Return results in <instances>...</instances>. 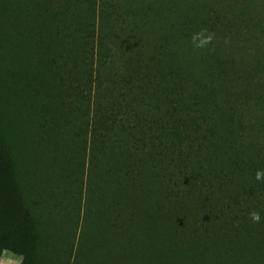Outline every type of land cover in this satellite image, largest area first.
<instances>
[{
    "label": "trees",
    "instance_id": "16d2710c",
    "mask_svg": "<svg viewBox=\"0 0 264 264\" xmlns=\"http://www.w3.org/2000/svg\"><path fill=\"white\" fill-rule=\"evenodd\" d=\"M130 1L135 9L123 0H51L30 14L33 26L0 32V41L27 39L42 24L41 55L54 66L59 107L72 110L67 123L87 136L88 174L104 168L113 192L101 207L123 212L107 220L100 208L90 227L93 210L85 208L79 235L76 226L63 250L68 264L100 247L128 255L141 232L164 229L184 255L200 244L197 229L264 233V57L256 51L262 42L264 50V13L237 23V12L247 11L231 12L218 25L207 17L185 21L171 0ZM201 31L211 36L207 48L181 49L183 38ZM58 117L59 131L65 122ZM13 177L0 143V257L10 251L28 264L29 213Z\"/></svg>",
    "mask_w": 264,
    "mask_h": 264
},
{
    "label": "rangeland",
    "instance_id": "374dc122",
    "mask_svg": "<svg viewBox=\"0 0 264 264\" xmlns=\"http://www.w3.org/2000/svg\"><path fill=\"white\" fill-rule=\"evenodd\" d=\"M123 1L120 5L127 7L130 3L135 9V1ZM147 1L151 0H143L141 6ZM171 1L183 10L185 21L202 22L207 17L219 25V22H226L222 21L225 17L230 18L231 12L247 11L241 17L237 12V23L252 13H264V0ZM50 4L51 0H3V5H0V32L25 31L33 26L29 22L32 20L30 14L37 16ZM86 14L88 11L84 16ZM41 25L35 28L36 36L27 39L7 36L0 41V143L9 154L14 171L13 186L20 203L26 206L29 213L32 244L26 257L27 263L68 264L70 262L66 261L63 250L76 226V235H79L85 208L93 210L88 215L90 227L93 218L99 217L97 212L100 208L103 209L102 219L107 217V220L114 219L116 215L122 219L123 212L115 206L108 209L101 207V198L106 201L113 192L104 184L107 181L104 168L96 170L97 176L88 174L87 136L77 133L73 120L71 125L67 123L72 110L68 106L59 107L54 66L49 65V61L41 55L43 43L39 40L41 34L38 31ZM48 40L52 41V38ZM169 40L173 43L171 38ZM209 41L207 34L201 31L198 35L190 34L183 38L180 45L181 49L200 50L201 45L207 48ZM218 43L222 49L230 51L231 45L226 41ZM29 44H33L34 48L25 52ZM262 45L263 42L256 49L261 58L264 57ZM44 73L48 74V83H45ZM58 116L65 122L64 128L59 131L57 124L63 120ZM132 184L134 189L135 182ZM211 223L217 226L221 219H212ZM159 225L164 226L163 219L159 220ZM218 231L205 229L202 232L197 229V239L201 242L194 251L184 249L185 255L180 253L175 240L164 229L150 235H142L141 232L128 255L124 256L125 252L120 247H100L90 253L84 251V258L79 264H264V233ZM212 239L221 242L209 251ZM191 253L193 262L187 261ZM0 264H23V256L3 251Z\"/></svg>",
    "mask_w": 264,
    "mask_h": 264
},
{
    "label": "clouds",
    "instance_id": "9594fccd",
    "mask_svg": "<svg viewBox=\"0 0 264 264\" xmlns=\"http://www.w3.org/2000/svg\"><path fill=\"white\" fill-rule=\"evenodd\" d=\"M208 40H211V36L208 37ZM252 219H253L254 221H258V220H259V216H258L257 214H255V213H253V214H252Z\"/></svg>",
    "mask_w": 264,
    "mask_h": 264
}]
</instances>
